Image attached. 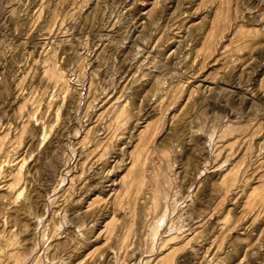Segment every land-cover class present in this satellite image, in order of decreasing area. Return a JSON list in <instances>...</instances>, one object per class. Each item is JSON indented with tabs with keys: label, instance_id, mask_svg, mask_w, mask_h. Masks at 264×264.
Returning a JSON list of instances; mask_svg holds the SVG:
<instances>
[{
	"label": "rangeland",
	"instance_id": "obj_1",
	"mask_svg": "<svg viewBox=\"0 0 264 264\" xmlns=\"http://www.w3.org/2000/svg\"><path fill=\"white\" fill-rule=\"evenodd\" d=\"M224 1L0 0V264H264V0Z\"/></svg>",
	"mask_w": 264,
	"mask_h": 264
},
{
	"label": "bare ground",
	"instance_id": "obj_2",
	"mask_svg": "<svg viewBox=\"0 0 264 264\" xmlns=\"http://www.w3.org/2000/svg\"><path fill=\"white\" fill-rule=\"evenodd\" d=\"M210 4L216 5L218 9H222L227 3L224 0H211ZM50 79L53 81L55 87H65L67 82L64 80L62 74H51ZM160 119V118H159ZM156 120L154 123H149L138 135V144L136 145L133 153L130 155L131 167L128 169V172L121 178V184L125 191H129L135 186L136 183L144 179V166L146 160V150L150 141L153 138L154 132L152 131L154 126H157L160 123V120ZM114 126L119 128L122 124L120 117L114 119ZM112 123V124H113ZM2 139H0V151L2 148ZM100 148V147H99ZM103 153V152H101ZM102 155L99 153V159ZM117 158V157H116ZM22 165L18 164L15 167V170H11L3 177V181L0 183V191L9 198L19 199L22 196L23 190L20 186V180L22 176L21 172ZM100 179V178H99ZM102 180V179H101ZM109 182L99 183V190L105 189V184ZM258 203H264V197L259 198ZM22 211V210H19ZM18 211V214L20 213ZM109 212V211H108ZM107 212L99 211V220H102L106 217ZM19 217V216H17ZM158 264H168V256L161 257L157 260Z\"/></svg>",
	"mask_w": 264,
	"mask_h": 264
}]
</instances>
